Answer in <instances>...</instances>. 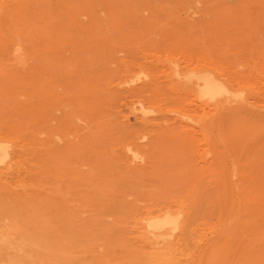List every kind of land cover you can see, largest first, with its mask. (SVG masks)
Returning <instances> with one entry per match:
<instances>
[{
    "label": "rangeland",
    "instance_id": "374dc122",
    "mask_svg": "<svg viewBox=\"0 0 264 264\" xmlns=\"http://www.w3.org/2000/svg\"><path fill=\"white\" fill-rule=\"evenodd\" d=\"M0 149V264H264V0H0Z\"/></svg>",
    "mask_w": 264,
    "mask_h": 264
},
{
    "label": "bare ground",
    "instance_id": "6f19581e",
    "mask_svg": "<svg viewBox=\"0 0 264 264\" xmlns=\"http://www.w3.org/2000/svg\"><path fill=\"white\" fill-rule=\"evenodd\" d=\"M18 52V51H17ZM17 54V53H16ZM206 70V69H205ZM208 71V70H207ZM215 78V77H214ZM221 80H223V79H221ZM240 90V89H239ZM236 91V90H235ZM230 93H231V90H230V88L227 86V85H224V84H222V83H220V82H218V81H216V80H214L213 78H212V76L211 75H208L205 79H204V82H203V90H202V93H201V95L203 96V97H205L206 98V100L207 99H209V100H211V99H214V98H217V97H220L221 95H224V96H228V95H230ZM234 93V92H233ZM239 94V93H238ZM239 97V96H238ZM228 98V97H227ZM230 98V97H229ZM228 98V99H229ZM240 98V97H239ZM231 99V98H230ZM235 99V98H234ZM212 101V100H211ZM233 101H235V100H233ZM237 101V100H236ZM240 101V100H239ZM208 104V103H207ZM216 107V106H215ZM200 120H202V118H200ZM202 121H204V120H202ZM198 122V121H197ZM4 148H5V146H4ZM8 148V147H7ZM1 150V149H0ZM4 150V149H3ZM131 150V149H130ZM2 152V151H1ZM132 152V151H131ZM6 153H8V152H6ZM133 154H134V152H132ZM4 154V153H3ZM2 154V155H3ZM5 157V156H4ZM136 158V157H135ZM138 158V157H137ZM3 161V160H2ZM238 161H240L239 159H238ZM232 163V162H231ZM12 164V163H11ZM238 164H239V162H238ZM241 164H243L242 162H241ZM231 165H234V164H231ZM239 166V165H238ZM241 166V165H240ZM240 166H239V169H241L240 168ZM233 167V166H232ZM242 167V166H241ZM231 172V171H230ZM34 188V187H33ZM237 189V188H236ZM244 196V195H243ZM242 198V197H241ZM244 198V197H243ZM241 200H243V199H241ZM241 202V201H240ZM243 202V201H242ZM241 202V203H242ZM169 212V211H168ZM167 212V213H168ZM171 212H174L175 214H176V212L175 211H171ZM182 212V211H181ZM165 213H166V211H165ZM167 213H166V215H167ZM173 213V214H174ZM178 213V212H177ZM152 214V213H151ZM150 214V215H151ZM170 214V213H169ZM236 214V213H235ZM162 215V214H161ZM183 215V214H182ZM234 215V214H233ZM163 216H164V213H163ZM177 216V215H176ZM151 216H149V218H150ZM153 217V216H152ZM154 217H155V215H154ZM157 217V216H156ZM178 217H179V213H178ZM183 217V216H182ZM181 217V218H182ZM147 218V217H146ZM148 219V218H147ZM233 219H234V217H233ZM183 220V219H182ZM177 221L178 220H176V218L175 217H168V218H165V219H163V220H154V221H152L151 223H150V227H152V229H153V231L152 230H150V232H152V233H154V232H158L159 234H161L160 233V230H162L165 226H171L170 228H172V230H175V229H177L179 226H178V223H177ZM184 221V220H183ZM183 223V222H182ZM185 223V222H184ZM184 223H183V225H184ZM229 224H231V223H229ZM180 225V224H179ZM182 225V226H183ZM187 225V224H186ZM181 226V225H180ZM189 226V224L187 225V227ZM166 229H167V227H165ZM229 228V227H228ZM169 229V228H168ZM179 229V228H178ZM185 229V228H184ZM188 230H189V228H187ZM186 229V230H187ZM226 229V228H225ZM164 230V229H163ZM163 230H162V232H163ZM170 230V229H169ZM168 230V231H169ZM180 230H181V227H180ZM187 230V231H188ZM148 231H149V229H148ZM177 231V230H176ZM183 231V230H182ZM149 232V233H150ZM171 232V231H170ZM175 232V231H174ZM190 232H192V231H190ZM163 233H165V231L163 232ZM162 233V234H163ZM169 232H166L165 234H168ZM186 234H187V232H185ZM159 234H158V236H159ZM170 234V233H169ZM182 234H184V233H182ZM193 234H194V232H193ZM154 235H156V234H154ZM223 235V234H222ZM221 235V236H222ZM187 236H188V234H187ZM190 236V235H189ZM191 236H193L192 234H191ZM201 237V236H200ZM166 238V237H165ZM192 238V237H191ZM194 239H195V236L193 237ZM192 238V239H193ZM187 239H188V237H187ZM197 239V238H196ZM163 240H164V238H163ZM189 240H190V237H189ZM197 240H200V239H197ZM196 240V241H197ZM191 241H193V240H191ZM196 241H194V242H196ZM212 242V241H211ZM189 243H191V242H189ZM197 245V243H194V245H193V242H192V244H190V245H193V246H196ZM211 244V243H210ZM209 245V244H208ZM217 245H218V243H217ZM219 246H222L221 244L219 245ZM218 246V247H219ZM234 245H232V247H233ZM236 246H237V244H236ZM208 247V246H207ZM209 247H210V245H209ZM212 247V246H211ZM217 247V246H216ZM215 247V248H216ZM217 247V248H218ZM232 247L230 248L231 250H232ZM222 248L223 247H221V249H220V252H221V250H222ZM233 248H235V246L233 247ZM206 250V249H205ZM210 250V249H209ZM215 250V249H214ZM236 250V249H235ZM234 249H233V251H231L232 253H235L234 251H235ZM207 251H208V248H207ZM218 251V250H217ZM192 252V251H191ZM216 252V251H215ZM215 252H214V254H215ZM223 252V251H222ZM228 252V251H227ZM230 252V250H229V253H231ZM202 253V252H201ZM204 253H206L205 254V256H203L202 255V259H204L205 257H208V260L210 259L209 257H211V256H206L207 254L209 255V253H212L211 252V250L209 251V252H204ZM217 253V256H218V252H216ZM228 253V254H229ZM231 253V254H232ZM221 254V253H220ZM219 254V255H220ZM226 255H223L222 254V256H228L227 255V253H225ZM189 255V254H188ZM191 256H192V254H190ZM211 255H213V254H211ZM234 255V254H233ZM232 255V256H233ZM214 257V256H213ZM220 257H221V255H220ZM229 257V256H228ZM234 257V256H233ZM242 257V256H241ZM212 259V258H211ZM221 259H222V257H221ZM198 260V259H197ZM219 260H220V258H219ZM234 260V259H233ZM199 261L200 260H198V264H199ZM202 261V260H201ZM200 261V262H201ZM205 261L207 262V260H205L204 259V263L203 264H205ZM211 261V260H210ZM215 261V260H214ZM212 262V261H211ZM221 262L222 261H220V264H221ZM195 263V262H194ZM219 263V262H218ZM202 264V263H201ZM208 264V263H207ZM214 264H215V262H214ZM217 264V263H216Z\"/></svg>",
    "mask_w": 264,
    "mask_h": 264
}]
</instances>
